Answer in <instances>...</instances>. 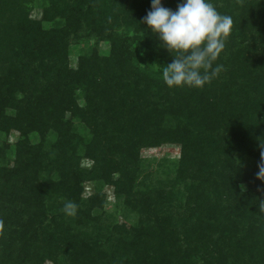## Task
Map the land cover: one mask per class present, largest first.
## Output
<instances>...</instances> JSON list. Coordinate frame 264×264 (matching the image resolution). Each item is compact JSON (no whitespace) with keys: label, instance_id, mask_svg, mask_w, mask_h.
Wrapping results in <instances>:
<instances>
[{"label":"trees","instance_id":"obj_1","mask_svg":"<svg viewBox=\"0 0 264 264\" xmlns=\"http://www.w3.org/2000/svg\"><path fill=\"white\" fill-rule=\"evenodd\" d=\"M210 2L233 19L224 70L170 88L160 65L173 57L142 23L151 0H43L40 19L35 0H0V264H264V0ZM162 142L181 143L177 173L195 185L145 181L141 148ZM107 183L135 231L105 223Z\"/></svg>","mask_w":264,"mask_h":264},{"label":"clouds","instance_id":"obj_2","mask_svg":"<svg viewBox=\"0 0 264 264\" xmlns=\"http://www.w3.org/2000/svg\"><path fill=\"white\" fill-rule=\"evenodd\" d=\"M142 23L173 57L171 63L160 65L161 78L168 87L203 88L224 70L217 61L226 47L233 19L218 12L210 0H181L176 10L164 7L162 0H151V10ZM261 156L258 179H264V151ZM241 190H245L244 185ZM76 210L72 201L62 209L69 216L75 215ZM259 211L264 213V201Z\"/></svg>","mask_w":264,"mask_h":264},{"label":"rangeland","instance_id":"obj_3","mask_svg":"<svg viewBox=\"0 0 264 264\" xmlns=\"http://www.w3.org/2000/svg\"><path fill=\"white\" fill-rule=\"evenodd\" d=\"M43 0H35L34 8L32 10V16L35 18L40 19L42 17V7L40 6V2ZM257 25L264 26L258 20L256 21ZM256 26V25H255ZM258 27H254V31ZM262 30H264L262 28ZM255 33V32H254ZM83 45H74L72 47V54L70 56V66L72 68H76L79 62L80 56V49ZM109 48L108 44H102V50L105 51ZM84 102L83 99L79 100V103L82 104ZM22 138L21 133L18 131H12L9 137V142L15 144ZM141 157L144 159V175L145 181L151 183L152 185H158L159 182L164 181L166 179H174L175 177L181 182L180 188L185 190V186L187 184H194L195 179H193V174L188 171L180 175L179 172L177 173V166L179 167V161L182 158V145L180 142H162L158 145L153 146H145L141 148ZM15 159V152L13 150L11 154V163H14ZM255 162L254 157H245V165H250ZM94 159L88 156H84L80 160V166L82 168L91 169L94 166ZM171 173V175H170ZM116 176L119 174L116 173ZM170 175V176H169ZM84 187V196L90 197L94 193H96V187L98 184L93 179H85L82 183ZM195 185V184H194ZM244 185L243 183H240ZM245 186V185H244ZM246 188V187H245ZM101 193L105 196L104 204L102 206V214L105 216V213H111L109 217L105 218L106 224L114 221L117 224V231L119 233H124L127 231H135V222L138 219L137 212H131L126 207L122 201L118 204V199L115 196V187L112 183H107L102 186ZM184 193L189 198L193 192L184 191ZM191 204H195L194 199L192 200ZM41 264H56L55 261L51 258H46Z\"/></svg>","mask_w":264,"mask_h":264}]
</instances>
